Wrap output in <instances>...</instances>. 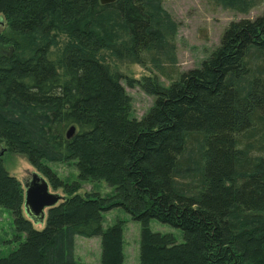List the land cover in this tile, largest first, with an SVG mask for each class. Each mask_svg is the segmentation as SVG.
<instances>
[{"label":"trees","instance_id":"trees-1","mask_svg":"<svg viewBox=\"0 0 264 264\" xmlns=\"http://www.w3.org/2000/svg\"><path fill=\"white\" fill-rule=\"evenodd\" d=\"M210 1L242 14L264 6ZM162 2L0 0V143L63 193L36 229L0 156V206L24 236L0 264H87L73 257L76 235L100 237V264H123V222L102 227L115 207L140 223L137 264H264V10L231 21L199 67L179 73ZM124 60L156 73L125 77L112 64ZM123 79L154 96L141 118ZM50 162L113 191L81 194ZM152 219L183 241L152 232Z\"/></svg>","mask_w":264,"mask_h":264},{"label":"rangeland","instance_id":"rangeland-1","mask_svg":"<svg viewBox=\"0 0 264 264\" xmlns=\"http://www.w3.org/2000/svg\"><path fill=\"white\" fill-rule=\"evenodd\" d=\"M162 4L177 24L174 34L175 67L179 73L199 67L201 62L218 47L222 32L231 21L244 18L253 19L264 10V6L261 5L253 8L247 14H242L223 9L210 0H163ZM4 29L3 16L0 14V32ZM112 64L125 77L134 79L156 73L155 68L150 64L143 67L131 60L113 61ZM159 82L163 86L169 84V81L161 76ZM122 84L131 97V116L141 118L153 105L154 96L144 92L138 86L128 87L125 79L122 80ZM0 156L4 168L11 176L19 180L22 186L25 181L31 178L33 172H38L24 156L7 151L3 143H0ZM47 164L63 182L71 183L80 180L78 170L73 162H50ZM80 185L78 192L81 194L85 191H95L101 195H106L113 191V187L103 180H80ZM49 190L63 195L60 188L53 189L50 186ZM117 221L123 222V264H137L139 262L140 223L133 220L121 207H115L103 213L102 227L106 229ZM44 224L45 220L43 223H33L36 229H42ZM149 228L152 232L172 234L178 243L183 241L181 230L158 220H150ZM15 234L11 210L0 206V256H7L19 245L20 241H23L24 236L20 240H16ZM100 246L99 236L76 235L74 237L73 257L79 262L100 264Z\"/></svg>","mask_w":264,"mask_h":264},{"label":"water","instance_id":"water-1","mask_svg":"<svg viewBox=\"0 0 264 264\" xmlns=\"http://www.w3.org/2000/svg\"><path fill=\"white\" fill-rule=\"evenodd\" d=\"M115 0H100L101 4H109ZM75 131V127L71 126L66 133V137L70 138ZM47 179L38 172H33L31 178L24 182V213L33 223H43L47 211L56 206L62 196L49 190Z\"/></svg>","mask_w":264,"mask_h":264}]
</instances>
